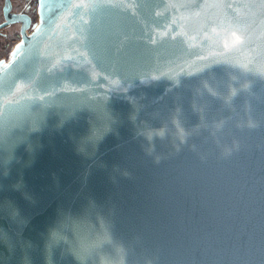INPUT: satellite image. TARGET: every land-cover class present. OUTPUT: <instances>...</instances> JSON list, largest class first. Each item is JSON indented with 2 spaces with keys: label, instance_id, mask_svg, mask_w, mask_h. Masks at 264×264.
<instances>
[{
  "label": "water",
  "instance_id": "95a60500",
  "mask_svg": "<svg viewBox=\"0 0 264 264\" xmlns=\"http://www.w3.org/2000/svg\"><path fill=\"white\" fill-rule=\"evenodd\" d=\"M37 3L0 63V264H264V0Z\"/></svg>",
  "mask_w": 264,
  "mask_h": 264
},
{
  "label": "flooded vegetation",
  "instance_id": "af4514ba",
  "mask_svg": "<svg viewBox=\"0 0 264 264\" xmlns=\"http://www.w3.org/2000/svg\"><path fill=\"white\" fill-rule=\"evenodd\" d=\"M37 0H0V63L38 21Z\"/></svg>",
  "mask_w": 264,
  "mask_h": 264
},
{
  "label": "clouds",
  "instance_id": "9594fccd",
  "mask_svg": "<svg viewBox=\"0 0 264 264\" xmlns=\"http://www.w3.org/2000/svg\"><path fill=\"white\" fill-rule=\"evenodd\" d=\"M54 233H55V232H54ZM54 233H53V234H54Z\"/></svg>",
  "mask_w": 264,
  "mask_h": 264
}]
</instances>
